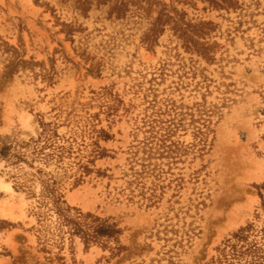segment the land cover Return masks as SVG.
<instances>
[{
  "label": "rangeland",
  "instance_id": "rangeland-1",
  "mask_svg": "<svg viewBox=\"0 0 264 264\" xmlns=\"http://www.w3.org/2000/svg\"><path fill=\"white\" fill-rule=\"evenodd\" d=\"M0 182V264H264V0H0Z\"/></svg>",
  "mask_w": 264,
  "mask_h": 264
},
{
  "label": "bare ground",
  "instance_id": "bare-ground-1",
  "mask_svg": "<svg viewBox=\"0 0 264 264\" xmlns=\"http://www.w3.org/2000/svg\"><path fill=\"white\" fill-rule=\"evenodd\" d=\"M0 188L2 189H10L9 185L3 182H0Z\"/></svg>",
  "mask_w": 264,
  "mask_h": 264
},
{
  "label": "trees",
  "instance_id": "trees-1",
  "mask_svg": "<svg viewBox=\"0 0 264 264\" xmlns=\"http://www.w3.org/2000/svg\"><path fill=\"white\" fill-rule=\"evenodd\" d=\"M109 228L112 229V233H114V234H118L119 233V229H117L115 226H112V227H109ZM109 235H111V234H109Z\"/></svg>",
  "mask_w": 264,
  "mask_h": 264
}]
</instances>
